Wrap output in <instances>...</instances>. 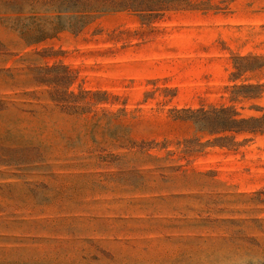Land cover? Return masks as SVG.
Instances as JSON below:
<instances>
[{"label":"rangeland","instance_id":"1","mask_svg":"<svg viewBox=\"0 0 264 264\" xmlns=\"http://www.w3.org/2000/svg\"><path fill=\"white\" fill-rule=\"evenodd\" d=\"M112 1L0 0V264H264V0Z\"/></svg>","mask_w":264,"mask_h":264},{"label":"trees","instance_id":"2","mask_svg":"<svg viewBox=\"0 0 264 264\" xmlns=\"http://www.w3.org/2000/svg\"><path fill=\"white\" fill-rule=\"evenodd\" d=\"M50 2H58V13L71 12L77 14L79 16V21L84 18H87V16L89 17L94 14L108 12L111 9H114L115 7H118V9H123L122 6H118V4L112 0H50ZM77 23L78 27L80 28H82L85 24L84 22L81 23V21ZM64 27V25L60 24L56 29H63ZM44 37L45 36L41 35L36 38V41H41ZM211 115L214 116V118H212ZM234 116L235 113L232 110L223 108L220 110H213L210 114L199 111L197 115H193V119L195 120V123L197 125H206L205 127L209 128L214 127L218 129H244L242 126L238 125H243L248 121H237L233 119ZM219 117L221 118L218 120L217 118ZM262 120H264V116ZM253 122H256L258 124L256 126H252L250 129H264V122H260V120H254Z\"/></svg>","mask_w":264,"mask_h":264}]
</instances>
